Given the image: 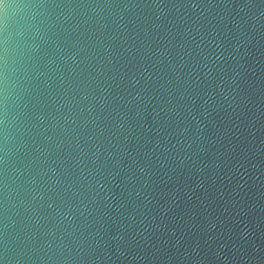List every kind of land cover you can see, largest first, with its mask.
Returning <instances> with one entry per match:
<instances>
[{"label":"water","instance_id":"1","mask_svg":"<svg viewBox=\"0 0 264 264\" xmlns=\"http://www.w3.org/2000/svg\"><path fill=\"white\" fill-rule=\"evenodd\" d=\"M0 264H264V0H0Z\"/></svg>","mask_w":264,"mask_h":264}]
</instances>
